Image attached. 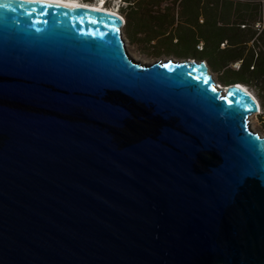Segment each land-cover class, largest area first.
<instances>
[{"label":"water","instance_id":"obj_1","mask_svg":"<svg viewBox=\"0 0 264 264\" xmlns=\"http://www.w3.org/2000/svg\"><path fill=\"white\" fill-rule=\"evenodd\" d=\"M123 23L0 0V264H264L255 98Z\"/></svg>","mask_w":264,"mask_h":264},{"label":"trees","instance_id":"obj_2","mask_svg":"<svg viewBox=\"0 0 264 264\" xmlns=\"http://www.w3.org/2000/svg\"><path fill=\"white\" fill-rule=\"evenodd\" d=\"M123 1L127 3L129 24L135 14L140 13L132 22L135 35L148 32L150 35L144 38L150 41L163 32L174 39V43L189 41L193 49L211 57L213 64L219 67L239 61L238 68L231 70L234 77L226 75L225 78L252 86L260 99V109L264 107V0H198L196 15H193L192 0H181L177 9L173 2L167 8L170 11L159 13L161 16L148 14L156 12L154 7L162 0H140L137 5L140 11L132 6L137 0ZM148 4L151 7L145 12L149 16L146 18L141 12ZM199 17L201 22H198ZM140 27L144 31H140ZM169 27L174 31L169 32ZM196 44L201 49L196 48ZM228 79L221 78L223 82Z\"/></svg>","mask_w":264,"mask_h":264},{"label":"rangeland","instance_id":"obj_3","mask_svg":"<svg viewBox=\"0 0 264 264\" xmlns=\"http://www.w3.org/2000/svg\"><path fill=\"white\" fill-rule=\"evenodd\" d=\"M86 2H103L105 6L108 8H112L113 10H116L120 15H122L127 22H124L123 25H121V38L124 42L126 50L129 52L131 56H133L135 59L144 61L146 63H150L153 61H156L158 59L165 60L167 58H172L174 60H185V59H194V60H205L209 66V70L211 71L213 78L219 85H227L229 83L234 82L232 79L229 80L228 78H233L234 74L231 72V70H236L238 67L234 62H231L228 66L222 67L214 65L211 57L205 56L203 53H199L197 50L192 48L191 43L188 42H180V43H174V39L169 37L167 33H159L153 40L147 41L148 38H144L145 36L150 35L148 32H142L141 34L135 35V25L132 23L134 19H137V16L140 13H136L133 21H130V24L128 23V8L127 3L123 0H83ZM140 0H137L132 6L137 8L136 11H140L139 6L137 7ZM181 0H162L160 4L156 5L154 9L156 12H150L148 15H157L161 16L159 13H166L169 10L167 8L175 2V9H177L178 3H180ZM198 2L199 6V1ZM192 3H195V0H192ZM131 7V9H133ZM150 5L148 4L146 7L143 8L142 14L146 18L149 16L146 15V11L149 8ZM145 14V15H144ZM155 18H157L155 16ZM153 20V19H152ZM155 20V19H154ZM202 18H198V22H201ZM262 22H264V13L262 16ZM193 26L195 27L196 24L193 23ZM197 27V26H196ZM170 28V27H169ZM139 30L141 31L142 28L140 27ZM169 30V29H168ZM144 31V29L142 30ZM174 29L170 28L169 32H173ZM221 47H223V44H221ZM196 48L201 49L199 44H196ZM232 73V74H231ZM228 75V78H225V76ZM227 77V76H226ZM228 79V81L223 82L221 80ZM245 84V83H243ZM248 89L255 95L258 101H260L256 89H254L252 86H249L245 84ZM264 107H261L259 112L252 113L248 116L249 125L251 129L256 130L260 132L261 134H264Z\"/></svg>","mask_w":264,"mask_h":264},{"label":"bare ground","instance_id":"obj_4","mask_svg":"<svg viewBox=\"0 0 264 264\" xmlns=\"http://www.w3.org/2000/svg\"><path fill=\"white\" fill-rule=\"evenodd\" d=\"M55 1H59V2H70V3H76V4H83V5H86V6H89V7H92V8H96V9H102V10H106V11H109V12H116L118 13L116 10H113L112 8H108L107 6H105L102 2H86V1H83V0H55ZM119 14V13H118ZM122 16V15H121ZM123 17V16H122ZM123 21L125 22V19L123 17ZM208 65V64H207ZM209 67V66H208ZM210 71V70H209ZM239 84L244 87L245 89H247L248 91H250L248 89V87L243 84L242 82H239ZM221 88L224 87V85H219ZM251 92V91H250ZM252 93V92H251ZM253 97L255 98L257 104H258V107L260 109V105H259V101L257 100V98L255 97V95L252 93Z\"/></svg>","mask_w":264,"mask_h":264},{"label":"flooded vegetation","instance_id":"obj_5","mask_svg":"<svg viewBox=\"0 0 264 264\" xmlns=\"http://www.w3.org/2000/svg\"><path fill=\"white\" fill-rule=\"evenodd\" d=\"M198 12V2L195 0V3L193 4V15H196Z\"/></svg>","mask_w":264,"mask_h":264},{"label":"built area","instance_id":"obj_6","mask_svg":"<svg viewBox=\"0 0 264 264\" xmlns=\"http://www.w3.org/2000/svg\"><path fill=\"white\" fill-rule=\"evenodd\" d=\"M223 44V43H222ZM234 64H236L237 65V67H238V65H239V63L238 62H234ZM260 110H258L257 112H259Z\"/></svg>","mask_w":264,"mask_h":264},{"label":"clouds","instance_id":"obj_7","mask_svg":"<svg viewBox=\"0 0 264 264\" xmlns=\"http://www.w3.org/2000/svg\"><path fill=\"white\" fill-rule=\"evenodd\" d=\"M104 2V1H103ZM260 110V109H259Z\"/></svg>","mask_w":264,"mask_h":264}]
</instances>
